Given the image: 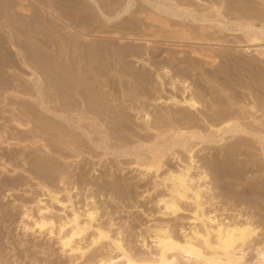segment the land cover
Listing matches in <instances>:
<instances>
[{"label": "bare ground", "instance_id": "obj_1", "mask_svg": "<svg viewBox=\"0 0 264 264\" xmlns=\"http://www.w3.org/2000/svg\"><path fill=\"white\" fill-rule=\"evenodd\" d=\"M257 22L261 24L259 28L255 27ZM235 32L240 36L232 37ZM261 41H264V0H0V50H4V53L0 52V149L11 144L15 146L14 149L8 147L13 149L10 153L8 149H5L7 152L0 150V176L10 175L0 178V186L22 187L26 194L31 190L29 183L35 181V189L41 196L45 195L50 202L64 207L65 202L60 200L59 194L63 192L66 197L64 201L71 205L66 186L69 178H72L68 169L71 168L68 161L72 153L77 158L84 152L93 151L92 147L108 152L106 146H109L118 157L135 156L134 163L139 172L157 174L164 157V151L161 153L160 148L168 143V153L183 165L176 167L175 171H165L162 176L155 175L166 188L168 196L159 197V202L163 203L164 214L170 217L182 210L180 202H190L193 205L192 221L199 224L192 227L188 235L184 233L181 239L173 237L166 229L160 228L162 226L151 230L150 241L155 245V253L149 257H134L124 249L118 237L111 238L101 227L95 229L89 243L85 242L88 245H80L82 240L85 241V232L97 220L96 207H88L81 213L85 221L80 218V213L72 211L70 217H65L67 221L57 224L50 215H45L49 210L47 204L38 207L42 204L39 197L34 200L38 214L36 218L31 216L32 208H27L26 202L20 205L21 211L24 209L21 213L24 220L32 222L30 226L22 225L24 233L57 235L61 251L76 254L79 258L86 257L88 250L96 246L99 248L103 242L111 245L116 253L114 257L115 253L89 264H172L176 256L207 264H241L245 246L249 245L256 228L248 220L230 224L215 221V217L204 213L203 205L206 202L203 203L202 198L211 179L205 174L207 169L212 173L216 186L223 190L225 188V193L226 187L235 180L231 179L241 175L237 174V170H232L230 163L236 160H232L236 156H250L251 152L249 154L248 150L246 152L240 148L255 146L248 137L257 140L264 157V130L253 124L264 126V120H258V115L256 120L251 113L255 110L264 116V101H261L264 99V50L258 60L247 61L231 56H216L212 50L199 46L181 57L171 49L162 53V48L157 44L168 42V46L180 48V54L184 53L185 47L181 43L218 46ZM205 65L214 68L205 69ZM192 72H195L194 89L188 83ZM164 79L168 80L171 91L168 99L170 106L165 112L168 120L160 114L162 110L156 111L150 122L148 111L142 114L146 129H151L152 125L168 126L172 132L168 139L153 141L146 147L150 156L146 153L149 157H142L144 153L139 156L135 147H122L121 143L126 142L133 130L131 125H135L126 109L134 111L137 106H145V100L152 96L153 100H158L156 88L162 87ZM201 82L209 90L207 99L204 93L200 94L204 90ZM236 85L249 90L248 96L253 99L248 104L250 112L242 108L240 112L233 110L237 97ZM4 104L10 107L7 116L3 115L6 111L3 110L6 108ZM203 108L210 112L208 120L205 117L201 119L208 124L205 131L200 128L203 123L200 122V126L197 124ZM246 118H251V122H242ZM186 128H190V131H186ZM229 133L236 139L224 149L219 163L213 156L205 164V173L201 172L196 178L192 176L191 165L195 162L192 151L196 146L192 141L221 145L226 139H223L224 135ZM38 134L44 137L37 139ZM175 148L187 153L188 161L184 162L188 163L182 162L179 152H173ZM226 161L231 162L228 165ZM259 169L262 171V168ZM71 182L75 185L72 179ZM83 183L86 184L85 181ZM50 186L60 190L54 191ZM12 190H6L4 196L9 198L13 191H20ZM251 190L246 187L238 194L244 197L264 196L257 189ZM65 227L68 228L67 232H63ZM2 248L0 244V264H9L8 253L7 256L2 255ZM20 252L25 253L22 257L32 256L29 252ZM14 254L21 258L18 251H14ZM240 254L242 256L237 257ZM97 256L94 258L97 259ZM257 256L255 263L264 264V250H259Z\"/></svg>", "mask_w": 264, "mask_h": 264}, {"label": "rangeland", "instance_id": "obj_2", "mask_svg": "<svg viewBox=\"0 0 264 264\" xmlns=\"http://www.w3.org/2000/svg\"><path fill=\"white\" fill-rule=\"evenodd\" d=\"M260 25L261 24L257 22L255 24V27L259 28ZM232 34H234V35H232V37H239L240 36V34L238 32H235ZM90 38L91 37H89L88 39H90ZM229 38H230V40H233V38H231V37H229ZM91 39H93V38H91ZM234 41H237V40H234ZM133 43H135V42H133ZM160 43H158L157 46L162 48V51H163L162 53H167L168 49H171V50L176 51L175 55H178V56L180 55L181 57L187 56V53L189 52V50H191L193 47L199 46V47H205L209 50H212L213 51L212 53L215 54L216 56L218 54L220 56H227V57L231 56L233 58L247 60V61H256V59L258 60L260 58V53L264 50V41H261L259 43H254V44L253 43H251V44H249V43H228V45H218V46L208 45V44L198 45L196 43H181L180 45L185 46V47H183L184 53L179 54L178 52L180 51V48H176L174 46H168L169 45L168 42H160ZM176 44H178V43H176ZM135 45L141 46L142 44H135ZM0 52L4 53V50L3 51L0 50ZM135 64H136V66L139 65L138 63H135ZM262 66H264V64H262ZM203 67H205V69H207V68L213 69L214 68V67H209V65H205ZM194 74H195V72H192L188 78V83H190L189 86L192 87L193 89L195 88L194 81H193L195 79ZM163 83L164 84L162 85L161 88H159V89L156 88V95L159 96L158 100H153L154 97L152 96L151 99L149 98V99L145 100V104H146L145 106H148V107L137 106L136 110H134V111H130V110L126 109V112L130 113L133 117L132 121L135 125L134 126L131 125L133 128L131 133L135 132L134 133L135 135L130 133L127 137L129 139L131 138L130 139L131 142L127 138L126 142H122L121 144H122V147L125 149L131 148L132 146L135 147V149L137 150L136 154L139 155V154L144 153L143 156L139 155L142 157H144V155L147 156V154H148L147 148H146L147 146H150L153 141H156V140L162 141L163 139H168V136L172 132L169 130V128H167L168 126L167 127H158V126L154 125V127H153V125H152V128L150 127L151 129H146L144 126L145 120L143 119L144 117H143L142 113H144L145 111L146 112L148 111L149 118H150L148 120L149 122H150V120L153 121L152 116L158 110H162L163 112H160V114L163 115L162 117H164L165 120H168V116H166L165 112L168 110V107L170 106V104H168V99H169V96L171 94V91H170V88L168 87V80L164 79ZM201 83L204 85V87H203L204 90H202V92L200 91V94L202 95V93H204L205 99H207L210 95L209 90L208 91L206 90V88H205L206 86H205L204 82H201ZM240 86L239 85L235 86V91L237 93V97L235 98L236 105L233 106V110L237 111V112L239 110V112H240L241 108H242L244 111L250 112L248 104H251L253 102V99L250 98V96H248L249 90L242 88V86L240 88ZM262 93L264 96V89L262 90ZM177 94L178 93H176V97L178 96ZM139 99H143V98H139ZM260 99H262V98H260ZM261 101H264V99ZM125 104L128 105L127 103H125ZM7 105L6 104L3 105L6 107V108L4 107L5 109H3V110H6L3 113V115H5V116H7V114H9V111H10L9 110L10 107H8ZM0 106L2 107V104ZM144 107L146 109L147 108L148 109L144 110L143 109ZM206 111L207 110H205V108L202 109V111H201L202 116L198 117L199 123H197L199 126H200V122L204 124V125L201 124V126H200V128L202 127L201 130H204V131L207 128V126H205V125H208V124L206 121H205L206 123L202 122L201 119H203L205 117V120H208L207 116H209V114H210V112L207 113ZM254 112H255V110L251 111V113L253 114L255 119L258 117V120L259 119L264 120V116H261L260 112H255V113ZM8 116H10V115H8ZM246 116L248 117V114ZM251 120H252L251 118H248V119L246 118L242 122L249 123V122H251ZM253 124H254V126L255 125L258 126L259 129L264 130V126H262L260 123H253ZM204 126H205V129H204ZM155 127H157V128H155ZM134 128H136V129H134ZM187 130L190 131V128H186V131ZM191 130H194V129L191 128ZM140 131H142V132H140ZM143 133L144 134L146 133L145 134L146 136ZM132 135L135 136L136 138L134 137L135 139H133V137H131ZM137 135H140L141 137L137 136ZM231 135L232 134H230V133L224 135L223 139L226 138L225 139L226 141L223 140L224 143L221 142V145L219 143H217V144H219V146L217 144H213V145L207 144L206 145L204 142L198 144V141H192L193 145H196V146L193 148V151H192L194 158H195L194 159L195 162H194V165L193 164L191 165L193 167V169L191 170L192 171L191 175L196 178L197 175L201 174V172L202 173L206 172L205 174H207L209 176V178H211V179H209L210 181H208V183L206 184V186H208V189L202 198V202L203 203H204V201L206 202L203 205V210L205 211L204 212L205 214H207L211 217L212 216L215 217V221L221 222L223 224H230L234 221L243 223V222L248 220L247 222L252 224V226L256 228L255 233H254L253 237L251 238L252 240L248 243L249 245L245 246L243 259L240 261L241 264H256L255 260L258 258V256H257L258 251L264 250V196H262L263 198L262 197L257 198L254 195L253 196L252 195H245V197H244V195L243 196L239 195L238 192L241 193V191L246 190V187H247V190H251V189L255 188V189H257L256 191L259 190L258 192L260 194L264 195V186H263L264 184H261V183H264V178H262V177H264V166H262V165H264V162H263L264 157L261 154L262 153V151L260 150L261 145L256 143L257 142L256 139L248 137L249 140H251V142L255 146L252 148L249 145V147L248 146H242L240 148H244L241 150H244L246 152L248 150L249 154L251 152L250 156L244 158L243 155H240L241 158H239V156L232 158V160L233 159H236V160H233V162H231L232 161L231 160L230 161L231 163L226 161L227 162L226 164L229 165V163H230V166H232V170H235V171L237 170V174H241L240 176L236 175L231 179V180L235 179L236 181L233 180V182H231V185L228 186V188L230 190L226 187V189H227L226 193H225V188L223 190V189H221V187H217L218 185L216 186V182L214 180H212V178H213L212 173L209 172L205 166V164L208 161H210L213 156L215 157L216 162L221 158L223 153H225L224 149L227 146H229L230 143H233L234 139H236V138L232 137ZM148 136L151 139L148 138ZM42 137H44V135L40 134L37 139H40ZM138 137H140V139ZM140 140H142V141H140ZM137 141H138V143H136ZM142 142H144V143H142ZM146 142H148V143H146ZM167 144H165L164 147L160 148L161 153H163V151H164V157L161 160V164H162L161 169L158 171L157 174L150 173L147 175H145V172H142V171L139 172L140 169L137 168L136 164L134 163L135 162V156L129 155V156H125V157H122V156L118 157L117 155L112 153L109 146H106L108 149L107 150L108 152H106L104 149H100V148L97 149V148H94L91 146L92 147L91 149L94 152L93 151H91L90 153L84 152V153L80 154V156L77 158H76V156H74L75 154L72 153L71 156H73V158L70 156V159L68 161L71 168H68V169L71 170L70 172H72L73 170L74 171L70 174L69 170L66 169L69 172V175L72 177V178H69V181L67 182V185L68 186L70 185V186L69 187L66 186L67 187L66 190L69 191V195L71 197V205L66 203V201H64V200H66V197H65V194L63 192L60 193L61 195L59 194L60 200L61 201L63 200V202H65L64 207L60 204L50 202L49 198H47V196L45 197V195L41 196L40 195L41 193H39L38 190L35 189V187H36V185H34L35 181H31L29 183L31 186V190H30L31 192L30 191L28 192V190H27L28 193H26V194L24 193V192H26V190H23L25 188L21 189L22 187H17V186L15 187V189L13 186H11V187L6 186V188L3 186L4 187L3 188L1 185L0 186L1 187L0 192H1V190L3 192V193L2 192L0 193V232L2 231L0 244L3 247L2 248L3 253H1V254L2 255L4 254L7 256L6 253H8L9 257L7 256V258L8 259L10 258L9 264H89V263H93V262L97 261L99 258L107 257V255L112 256L115 253V252H113V249H111L112 248L111 245H109L107 242H103V244L101 246H99V248H97L98 246L92 247V248L88 247V249L91 248V250H88L89 254H87L88 253L87 252L86 257L79 258L78 255H76V254H71V253H68L67 251H65V253H64V251H61L62 249H60L59 243L57 241L58 240L57 235H54V237H53V236L46 235V233L43 235V233H42V235L38 236L37 234L35 235V233L33 234V232H30V231L24 233V230L22 229L23 228L22 225H24V223H25L28 226H30L32 222H31V220H28V219L24 220V218L22 217L23 214H21V213H23L24 209L21 211L22 206H20V205H22L26 202L25 205L27 206V208H29V209L32 208V210H33V211L32 210L30 211V212H32L31 216L34 215V218H36L38 214L36 212L37 207L35 205V201L39 197H40L39 199H41L42 204H40L38 207H42L43 204H47V206L49 207V210H47L45 212V215H50L55 220V222L57 224L60 222L63 223V221H65V220L67 221L66 218L71 216L70 214L72 213V211H76L78 214L80 213V215H81L80 218L83 221H85L84 220L85 217L82 215L84 210L87 209L88 207H89L88 209H92V208L96 207L94 209L97 211V212L95 211L97 213V217H96L97 220L92 223L93 227H90L85 232L86 235L85 234L83 235V237L85 238V241L82 240L81 241L82 243L80 242L81 243L80 245L83 247H85L86 244L89 243L88 241L90 240V238L94 234L93 232L95 231V229L100 228V227L102 228V230H104V228H105L104 231L108 232V234L111 238H113V237L117 238L118 237L119 240H121L124 249H127L126 251L129 252L130 255H132V254H133L132 256L135 255L134 257H149L155 253V247H154L155 245L153 246L154 243H151L150 236L152 235L151 232L154 229H158L160 226H162L160 228L166 229L170 234H172L173 237L176 236L179 239H181L182 236H184L183 235L184 233L186 235H188L190 233L189 231L192 230L194 228V226L199 225V224H197V222L192 221L193 220V217H192L193 205L190 202H186V201L180 202V204L182 205L180 208L182 210L177 212V214L175 216L170 217L169 215H165L166 211L164 210L163 203L159 202L160 198H163L164 196H166V198H168V196H167L166 188L160 184L159 178L157 177L158 178L157 179L155 177V175L162 176L163 173H165V171H167V170L175 171L177 169L176 167H179V166L181 167V165H183L182 163H178L175 159H173L171 157V155H170L171 153H168V145ZM262 145H264V144H262ZM210 146H212L211 147L212 149L209 148ZM5 147H7V148H5ZM5 147H2L4 149H0V150L1 151L4 150L5 152L9 151V153H10V151L13 152V149L15 146L11 144V145H8ZM8 147H13V149L12 148L9 149ZM220 148H222V149H220ZM5 149L6 150L8 149V150L6 151ZM212 151H214L215 155L213 154ZM173 152H176V153L179 152L181 155L179 153H178V155L181 156V159L183 158L182 162L184 164L188 163V162H184V161H188L187 160L188 156H186L187 153L185 151H182V150H179L178 148H175L173 150ZM182 153H184V154H182ZM251 155H253V156H251ZM149 156H147V157H149ZM217 156H218V158H216ZM198 159H200V160H198ZM245 159H247L248 161L247 160L245 161ZM87 160H89V161H87ZM201 160H202V162H200ZM87 162H88V164H86ZM240 162H241V164H240ZM245 162H247V163H245ZM218 163H219V161H218ZM195 164H197V165H195ZM245 164H247V165H245ZM252 164H255V165H252ZM244 166H246V167H244ZM0 167H1V165H0ZM236 168H240V169H236ZM259 168H262L261 169L262 171H260ZM8 169H10V167H8ZM206 169L208 172L205 171ZM256 170H258V171H256ZM80 171H82V173ZM9 172H11V171L9 170ZM72 174H73V176H72ZM77 175H78L79 179L77 178ZM81 175L84 176L85 178L82 177ZM2 176L4 177V176H10V175L1 174L0 178ZM237 176L240 178H238ZM104 177H106V178H104ZM81 178H82V180H80ZM236 178H238V179H236ZM261 178H262V180H261ZM71 179L75 183V185L71 182ZM75 180H76V182H75ZM84 181L86 184L83 183ZM234 181L238 182V183H234ZM260 181H261V183H260ZM112 183H114V184H112ZM73 186H74V188L76 186L77 190H76V188L73 189ZM258 186H260V187H258ZM261 186H263V187L261 188ZM70 187H72V188H70ZM115 187H116V189L118 187V189H117L118 191L116 189H114ZM241 187H243V188H241ZM9 188L13 189V190L19 189L20 191L14 192L12 190L14 194L9 196V198H8V197L4 196V194H5L6 190H8ZM49 188H51L54 191H56V190L58 191V189L60 190V188H58L56 186L55 187L50 186ZM218 188H220V190ZM113 189L116 191H114ZM222 190L224 193L222 192ZM254 190H251V191H254ZM233 194H236V195L234 196ZM37 195H39V196L37 197ZM204 196H207V198ZM61 197H63V198H61ZM235 197L237 199H235ZM242 198H243V200H242ZM244 198H246V199H244ZM188 203H190L191 205ZM86 204H87V206H86ZM67 227H65L63 232H65V231L67 232V230H68ZM85 242H87V243H85ZM14 246H15V248H13ZM260 247H262V248H260ZM96 249H98V250H96ZM21 250H23L26 253L29 252L28 254H30V256L35 255V257L31 258L32 257L31 256V257L26 258L23 256L24 257L23 258L22 255H24L25 253L22 254L23 252H20ZM92 250H94L93 252L95 254L92 252ZM109 250H111V251H109ZM14 251L15 252L18 251L19 253H21V258L15 257ZM109 252L110 253L113 252V253L110 254ZM96 254L97 255L99 254V256H101V257L97 256ZM93 255L97 256L96 257L97 259H95L94 258L95 256H93ZM115 255H116V253L112 257H114ZM76 256L78 257L77 259H76ZM240 256H242V255L240 254L237 257H240ZM87 257H89V259H92V260H89ZM179 257L180 256H176V261L172 262V264L173 263L174 264H207V263L196 262L195 260H193L191 258L190 259L192 261L190 259H188V261H187V258L183 257V259H182V257H180V258ZM177 258H179V259H177ZM13 260H14V262H13ZM88 261H90V262H88Z\"/></svg>", "mask_w": 264, "mask_h": 264}]
</instances>
